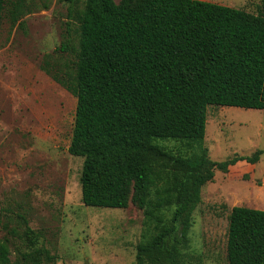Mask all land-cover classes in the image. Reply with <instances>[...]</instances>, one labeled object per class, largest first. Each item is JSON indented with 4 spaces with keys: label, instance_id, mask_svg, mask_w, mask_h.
Returning <instances> with one entry per match:
<instances>
[{
    "label": "trees",
    "instance_id": "16d2710c",
    "mask_svg": "<svg viewBox=\"0 0 264 264\" xmlns=\"http://www.w3.org/2000/svg\"><path fill=\"white\" fill-rule=\"evenodd\" d=\"M62 1L78 43L66 38L41 67L77 98L69 152L84 158L82 200L143 209L155 231L139 244L138 264H177L176 249L215 169L264 155L259 149L213 161L204 146L209 105L264 109V15L205 0ZM24 7V0H0V27L7 10L15 24ZM160 141L181 145L175 151ZM174 200L172 224L164 225ZM44 255L53 259L35 249L12 262L0 239V264H42ZM227 260L264 264L263 209H231Z\"/></svg>",
    "mask_w": 264,
    "mask_h": 264
},
{
    "label": "rangeland",
    "instance_id": "374dc122",
    "mask_svg": "<svg viewBox=\"0 0 264 264\" xmlns=\"http://www.w3.org/2000/svg\"><path fill=\"white\" fill-rule=\"evenodd\" d=\"M24 1L17 23L7 10L0 27V239L7 241L12 262L24 252L46 249L53 259L44 255L42 264H138V246L151 239L154 224L133 203L84 204V158L69 152L77 98L41 67L46 54L59 55L66 38L77 46L68 3ZM205 1L264 15V0ZM73 57L69 51L68 64ZM207 113L204 146L211 160L264 150V109L209 105ZM160 143L175 151L181 145ZM234 206L264 210V155L254 164L239 161L227 172L215 169L176 249L177 264H228ZM175 207V200L165 207L164 225L172 224ZM174 244L171 238L169 247ZM159 261L147 258L146 264Z\"/></svg>",
    "mask_w": 264,
    "mask_h": 264
},
{
    "label": "crops",
    "instance_id": "0c3cea01",
    "mask_svg": "<svg viewBox=\"0 0 264 264\" xmlns=\"http://www.w3.org/2000/svg\"><path fill=\"white\" fill-rule=\"evenodd\" d=\"M231 5H233V4H231Z\"/></svg>",
    "mask_w": 264,
    "mask_h": 264
}]
</instances>
